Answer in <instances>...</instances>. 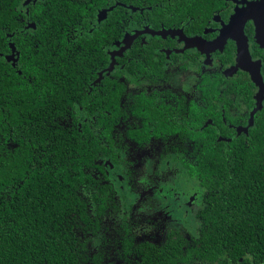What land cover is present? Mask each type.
<instances>
[{
    "label": "flooded vegetation",
    "instance_id": "flooded-vegetation-1",
    "mask_svg": "<svg viewBox=\"0 0 264 264\" xmlns=\"http://www.w3.org/2000/svg\"><path fill=\"white\" fill-rule=\"evenodd\" d=\"M26 1L20 9V30L29 45L35 43L36 37L41 43V24L31 18L32 2L25 5ZM55 1L67 12L68 4L78 6L72 13L81 18L70 19L63 26L68 50L56 58L54 65L58 66L51 87L44 82L31 86L32 90L26 86L23 108L43 107L44 98L57 104L61 99L68 109L64 115L46 113L40 122L52 123L56 130L74 128L79 132L86 125L95 138L100 137L103 147L108 117L113 114L107 106L119 103L126 116L130 115L123 116V122L112 131L119 147L114 154L99 155L95 167L89 169L97 182L111 186L116 194L117 202H106L104 209L110 215L109 227L121 226L124 231L119 234L124 241L128 238L133 242L134 247L145 242L162 245L166 240L162 244L153 242L158 237L138 242L139 225L132 220L135 204L144 197L145 203L154 208L158 195L186 191L188 186L201 193V203L197 204L195 194V199L190 196L185 206L196 209L193 219L199 226L198 214L204 207L206 189L200 174L189 171L201 167L197 140L214 133L218 142H229L235 136L248 134L254 124V110L259 103L264 106V90L257 85L259 76L264 85V0ZM14 34L7 37V56L13 54L9 63L18 67L21 55L12 40ZM13 45L15 53L11 50ZM80 51H85L83 57L90 59L85 64L78 55ZM77 78L82 83H76ZM27 80L31 84L33 79ZM29 93L34 96L27 97ZM194 94L196 99L190 101ZM133 108L135 114L131 113ZM121 125L127 131L130 127L135 129V141L127 135H115ZM223 128L229 129L231 135H223ZM139 129L145 131L140 135ZM0 137L8 149L17 148L14 140L19 137L13 129ZM154 144L160 146V151L148 154L146 146ZM133 145L143 153L135 160L131 158ZM188 145L191 147L185 153L182 146ZM138 167L148 177H158L150 181L143 193L133 183ZM127 198H132V204L126 203ZM180 211L163 206L143 214L160 216L170 231L190 236L184 227L172 225L175 215H183Z\"/></svg>",
    "mask_w": 264,
    "mask_h": 264
},
{
    "label": "trees",
    "instance_id": "trees-1",
    "mask_svg": "<svg viewBox=\"0 0 264 264\" xmlns=\"http://www.w3.org/2000/svg\"><path fill=\"white\" fill-rule=\"evenodd\" d=\"M24 1L0 0V136L13 129L19 137L14 140L16 149L0 141L4 153L0 155V264H89L88 246L81 238L85 229L76 226L70 215L78 212L84 222L100 227L91 221L88 201L79 194L82 188L97 186L90 197L103 209L106 202H117L111 186L97 182L89 169L95 167L99 155L114 154L119 147L112 131L126 112L119 103L107 106L113 114L108 117L102 147L100 137L95 138L86 125L79 132L56 130L52 123L40 122L46 113L64 115L68 109L61 99L57 104L44 98L43 107L23 108L26 86L32 90L31 86L44 82L51 87L56 58L68 50L63 26L81 18L72 13L78 8L74 4L67 3V12L55 0L35 4L31 0V18L40 22L43 41L38 43L36 37L29 45L20 30ZM13 32L21 55L18 67L7 59V37ZM78 55L84 64L90 60L83 57L85 51ZM27 78L33 79L31 84ZM76 83H82L81 79ZM33 96L29 93L27 97ZM254 118L248 134L229 142H218L214 133L197 140L201 167L189 171L200 174L206 194L196 234L189 240L171 230L162 245L145 242L135 247L127 238L129 249L139 248L142 264H191L184 252L189 244L194 245L192 251L199 254L202 264H264V106ZM139 130L140 135L145 131ZM223 130V135H231L229 129ZM127 136L135 141V129L130 127ZM91 264H103L101 256L95 255Z\"/></svg>",
    "mask_w": 264,
    "mask_h": 264
},
{
    "label": "snow or ice",
    "instance_id": "snow-or-ice-1",
    "mask_svg": "<svg viewBox=\"0 0 264 264\" xmlns=\"http://www.w3.org/2000/svg\"><path fill=\"white\" fill-rule=\"evenodd\" d=\"M187 3H203L204 0H186ZM2 27V26H0ZM196 99L195 94L189 97V100L192 101ZM115 135L119 138L121 136L127 135V128L123 125L115 129ZM0 137V141H2ZM137 145L132 146L131 158L136 159L138 156L142 155V152L137 151ZM191 145L182 146V150L187 153ZM147 153L152 154V151H160V146L157 144L146 146ZM3 145L0 144V155H3ZM157 165L160 163V160L156 159ZM136 171V175L133 177V183L136 185V190L138 192H144V188L150 184L151 180H157L158 177L156 174H153L151 177L145 173L143 168H139ZM174 174V173H173ZM97 186H92L91 188L85 190L81 189L80 195L88 201L86 207L89 211L91 221L95 224H99L100 227H94L93 224L86 223L79 213L75 212L74 215H70V219H73V223L76 226H83L85 231L81 232V238L84 243L88 246L89 254V264H91L95 255H100L103 264H142V257L140 255L139 248L129 249L124 241V237L119 233L123 232V228L119 225L110 224V215L109 212L105 211L100 202L97 200L93 202L90 193L95 191ZM147 193H145V196ZM192 199H195V196H192ZM145 203L144 197L140 199L138 203L135 204L134 214L132 220L136 225H139L137 229V235L139 237V243H142L145 240H153V237H158L154 243H163L168 239L170 229L167 227V221L160 216L145 215V209L142 205ZM185 231H189L187 226H183ZM192 237L189 236V240ZM194 245L189 244L184 247V252L187 256V259L191 264H202V259L199 257L198 253L192 251Z\"/></svg>",
    "mask_w": 264,
    "mask_h": 264
},
{
    "label": "rangeland",
    "instance_id": "rangeland-1",
    "mask_svg": "<svg viewBox=\"0 0 264 264\" xmlns=\"http://www.w3.org/2000/svg\"><path fill=\"white\" fill-rule=\"evenodd\" d=\"M179 184L181 185V183ZM172 186L173 185H171L170 187ZM186 188H187L186 191L179 189V192L177 193L169 192L165 194L164 196L158 195L156 206L154 208L150 207L151 203L149 204L145 203L142 205V207L145 209L144 213H150L151 210L155 211V210H158V208L163 207V206H169V209H172V210L179 208L181 209L180 213H182L183 215L181 214L175 215L173 217L172 225L175 226L176 228H182L184 225H186L189 232L195 235L196 228L198 226V221L194 220L193 216H194L196 209L193 210V207L191 206L185 207V206H186V203L189 201L188 198L195 194L198 198L197 204L201 203V193L197 188H194L193 186H188ZM123 191H124V194H127V191L125 188L123 189ZM132 201H133L132 198H129V200L128 198L126 199L127 204H132ZM153 216H156V215H153Z\"/></svg>",
    "mask_w": 264,
    "mask_h": 264
},
{
    "label": "water",
    "instance_id": "water-1",
    "mask_svg": "<svg viewBox=\"0 0 264 264\" xmlns=\"http://www.w3.org/2000/svg\"><path fill=\"white\" fill-rule=\"evenodd\" d=\"M38 0H34L33 1V3L35 4L36 2H37ZM32 1L31 0H27L26 2H25V5H27V4H30ZM12 49H13V51H14V53H15V47H14V45L12 46ZM13 57V54L10 56V57H7V59H8V61H10L11 60V58ZM262 77L261 76H259V78H258V80H257V85H258V87L259 88H261V90H264V85L262 84ZM259 109H261V103H259V105H258V109L257 110H259ZM256 110V111H257ZM255 110H254V112H256Z\"/></svg>",
    "mask_w": 264,
    "mask_h": 264
}]
</instances>
